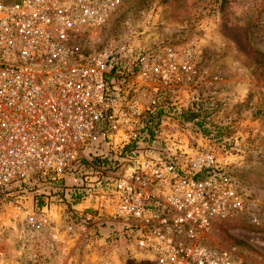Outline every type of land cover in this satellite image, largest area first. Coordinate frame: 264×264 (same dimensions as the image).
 <instances>
[{
    "label": "built area",
    "instance_id": "obj_1",
    "mask_svg": "<svg viewBox=\"0 0 264 264\" xmlns=\"http://www.w3.org/2000/svg\"><path fill=\"white\" fill-rule=\"evenodd\" d=\"M122 2L0 0V236L65 211L64 234L104 227L148 264H244L214 240L252 195L238 137L205 128L201 95L163 99L198 77L193 50H162L153 23L111 36Z\"/></svg>",
    "mask_w": 264,
    "mask_h": 264
},
{
    "label": "rangeland",
    "instance_id": "obj_2",
    "mask_svg": "<svg viewBox=\"0 0 264 264\" xmlns=\"http://www.w3.org/2000/svg\"><path fill=\"white\" fill-rule=\"evenodd\" d=\"M151 23L162 50L191 47L198 75L163 99L178 96L186 109L201 95L205 128L235 135L244 150L231 168L252 195L243 213L215 227L214 240L240 246L244 264H264V0H123L108 33ZM62 215L43 226L12 221L0 236V264H148L124 239L103 238L104 227L94 242L64 234Z\"/></svg>",
    "mask_w": 264,
    "mask_h": 264
},
{
    "label": "trees",
    "instance_id": "obj_3",
    "mask_svg": "<svg viewBox=\"0 0 264 264\" xmlns=\"http://www.w3.org/2000/svg\"><path fill=\"white\" fill-rule=\"evenodd\" d=\"M199 110H200V109H198V110H197V109L191 110V118H192V119L199 117V115H200ZM42 205H43V202L40 201V202H39V206H42ZM125 242H126V241H125Z\"/></svg>",
    "mask_w": 264,
    "mask_h": 264
}]
</instances>
